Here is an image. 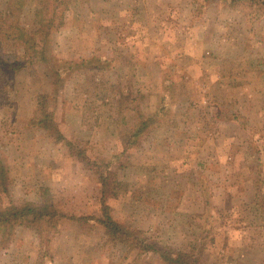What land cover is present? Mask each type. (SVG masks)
Listing matches in <instances>:
<instances>
[{"label": "rangeland", "instance_id": "1", "mask_svg": "<svg viewBox=\"0 0 264 264\" xmlns=\"http://www.w3.org/2000/svg\"><path fill=\"white\" fill-rule=\"evenodd\" d=\"M9 1L12 32L51 0L12 13ZM54 14L44 51L58 82L42 63H0V182L4 171L17 206L49 187L57 215L42 232L4 231L0 264H172L148 245L264 264V0H69L60 25ZM47 111L123 183L105 200L131 239L105 235L98 177L38 126Z\"/></svg>", "mask_w": 264, "mask_h": 264}, {"label": "trees", "instance_id": "2", "mask_svg": "<svg viewBox=\"0 0 264 264\" xmlns=\"http://www.w3.org/2000/svg\"><path fill=\"white\" fill-rule=\"evenodd\" d=\"M44 4V3H43ZM69 0H51L50 6L41 5L37 7L35 12V19L33 25L30 29H20L17 31H8L5 27H11L12 25L5 24L0 25V63L1 65L11 71L20 72L26 65L36 62L42 63L45 66L50 67L52 70L55 81L60 80L62 74L61 67H53L51 60L47 57L44 48L48 42L49 35H51L52 29L54 28V20L56 10L59 13L58 25L62 23L63 12L68 8ZM23 6V0H13V2H8L6 9L9 13L13 12L14 9ZM1 23V24H3ZM12 42V43H10ZM22 44L24 48L23 55L12 54V51L7 52L8 46L11 44ZM89 60H84L82 63H87ZM70 63V62H69ZM68 63V64H69ZM71 67L72 64L70 63ZM163 95L161 99H163ZM159 114V113H158ZM156 117H146L141 118L138 125L135 126L133 131V136H138L144 130L147 122L154 121ZM38 126L45 130L48 135L52 138L55 143L68 145L74 147L75 157L78 162H80L85 168L92 171L98 177V182L100 185V203L102 213L100 217L96 220L102 225L104 233L110 240L119 239H131L132 235L130 232L124 228L123 225L114 220L111 208L106 203V198H115L123 191V183L117 179L116 173L102 165L99 162L93 161L85 153L84 149L76 146L73 140H70L59 128L57 121L55 119L53 111H47L43 113L37 120ZM3 180L0 182V194L6 195L8 199L7 207L2 206V201L0 198V235L4 231H10L11 229L20 226L25 223H36V228L39 232H42L43 225H40L41 221L46 222L47 225L52 227L55 217L57 215V210L53 207L50 188L47 186L41 187L40 198L36 202H24L20 205H15V201L11 197L8 191V184L4 174ZM2 176V175H1ZM261 204H259L261 210L264 212V195L260 196ZM83 219L88 217L82 216ZM148 248L156 251L159 256L172 264H202L201 256L194 254L192 252L186 253L179 250L169 252H163L152 245H148Z\"/></svg>", "mask_w": 264, "mask_h": 264}]
</instances>
